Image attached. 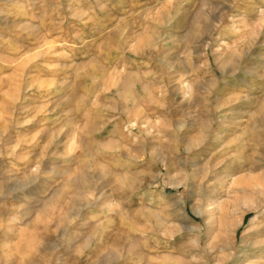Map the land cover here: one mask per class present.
Instances as JSON below:
<instances>
[{
  "label": "rangeland",
  "instance_id": "1",
  "mask_svg": "<svg viewBox=\"0 0 264 264\" xmlns=\"http://www.w3.org/2000/svg\"><path fill=\"white\" fill-rule=\"evenodd\" d=\"M263 182L264 0H0V264L262 262Z\"/></svg>",
  "mask_w": 264,
  "mask_h": 264
},
{
  "label": "bare ground",
  "instance_id": "2",
  "mask_svg": "<svg viewBox=\"0 0 264 264\" xmlns=\"http://www.w3.org/2000/svg\"><path fill=\"white\" fill-rule=\"evenodd\" d=\"M263 184H264V182H263ZM263 184H262V185H263ZM256 188H257V189L259 188L258 190H259V191H260V190L262 191V190H264V185H263V188H262V186H259V187H256ZM258 190H257V191H258ZM254 264H264V261H262V262H256V263H254Z\"/></svg>",
  "mask_w": 264,
  "mask_h": 264
}]
</instances>
